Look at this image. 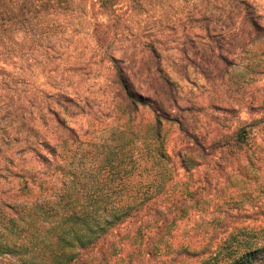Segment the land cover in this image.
Segmentation results:
<instances>
[{"label": "trees", "instance_id": "trees-1", "mask_svg": "<svg viewBox=\"0 0 264 264\" xmlns=\"http://www.w3.org/2000/svg\"><path fill=\"white\" fill-rule=\"evenodd\" d=\"M146 3L0 0V180L25 198L0 200V264H264V208L254 200L260 177L264 187V95L234 127L228 98L203 116L181 107L175 83L149 66V45L134 73L149 84L135 88L114 46L128 33L123 18ZM260 19L248 0H225L196 20L204 39L194 37L195 55L216 88L234 65L231 49L264 41ZM79 36L107 66L123 123L113 145L90 144L89 131L67 123L90 110L77 88H64L71 71L60 72ZM85 145L95 148L88 162Z\"/></svg>", "mask_w": 264, "mask_h": 264}, {"label": "rangeland", "instance_id": "rangeland-1", "mask_svg": "<svg viewBox=\"0 0 264 264\" xmlns=\"http://www.w3.org/2000/svg\"><path fill=\"white\" fill-rule=\"evenodd\" d=\"M248 1L254 6L256 13L261 17V24L264 25V0ZM146 2L144 11L123 18L128 33L126 36L123 35L114 46L115 56H123L129 61L133 72L130 79L135 88L144 91L148 87L149 80L145 75H134V73L147 61L146 54L149 46H152L157 52V57L156 60L150 58L149 66L153 67L156 62L164 76L175 83L181 107L203 108L204 111L201 112L203 116L206 112H210L208 110L210 102L218 97H224L233 100L236 106V117H231L228 122L231 127L236 125L237 118L247 120L248 102L264 95V41L259 44H249L242 50L238 46L231 49L230 58L233 59L234 65L224 77L223 84L216 88L219 82L214 81L212 73L214 71L207 68L200 57L195 55L198 51L197 47L200 46L198 42L193 44L192 41L196 35L204 39L203 33L195 27L196 20L202 16L210 17L214 5L218 3L223 5L225 0H146ZM239 34L241 38L244 37L240 31ZM67 47L68 52L63 58L65 66L59 68L61 73L67 69L71 71L64 74L66 75L64 88L70 91L77 88L80 96H85L90 104L89 115L67 119V123L70 126L81 127L82 133L89 131L85 139H92L93 143L90 144L113 145L119 139L123 123L113 101V88L109 87L106 80L107 66L99 65L97 54L87 38L79 36L77 39H72ZM256 63L259 64L257 67ZM247 64L252 66L250 72L245 70ZM206 74H210L208 78L205 77ZM243 77L246 79L245 83ZM39 80L43 82L44 78ZM227 89L234 93H229ZM152 92H147V96L153 97ZM157 99L166 106V97L159 95ZM147 115L148 113H144L141 117ZM204 120L202 118L203 122ZM176 134L174 128L169 133V152L176 146ZM85 150L87 158L84 161L88 162L95 148L85 145ZM255 187L256 205L264 208L262 177ZM16 189L15 183L7 186L0 180V200L10 203L24 200V197L15 195Z\"/></svg>", "mask_w": 264, "mask_h": 264}]
</instances>
